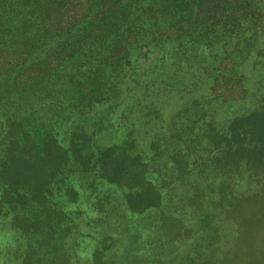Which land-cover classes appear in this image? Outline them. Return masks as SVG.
Returning <instances> with one entry per match:
<instances>
[{"label":"trees","instance_id":"1","mask_svg":"<svg viewBox=\"0 0 264 264\" xmlns=\"http://www.w3.org/2000/svg\"><path fill=\"white\" fill-rule=\"evenodd\" d=\"M260 41L264 0H0V236L18 240L12 260L115 263L97 244L84 255L83 211L62 210L79 181L94 199L86 210L103 215L85 225L110 223L121 204L107 197L120 190L128 226L158 210L161 239L184 240L192 230L163 211L161 166L149 178V144L171 153L169 178L209 180L185 200L196 224H210L212 207L238 231L222 256L206 235L166 264H264V96L248 107L237 69ZM225 106L235 111L219 129ZM171 139L187 149L168 152ZM243 170L253 194L231 187Z\"/></svg>","mask_w":264,"mask_h":264},{"label":"rangeland","instance_id":"2","mask_svg":"<svg viewBox=\"0 0 264 264\" xmlns=\"http://www.w3.org/2000/svg\"><path fill=\"white\" fill-rule=\"evenodd\" d=\"M256 46L257 47H254L252 54L238 62L237 68L240 72V77L243 79L242 82L245 91L243 94L248 95L251 89L254 92L255 97L246 100L248 107H250L252 103H258L257 100L260 101L264 96V53L262 55L254 54L259 49L264 51V41H260ZM171 109L172 108L167 107V110ZM234 111V109L228 106H225V109L220 110L217 117H215L216 126L219 129L224 127L223 124L226 122L228 113L233 115ZM207 118H209V116H207ZM195 130H197V128ZM175 141L176 139H174V141L171 139V143H168V146L170 147L167 150L168 152L171 151L174 145H176L177 150H180L181 148L187 149V145H183V142ZM195 144L196 143L192 145ZM164 145L166 147L167 143ZM201 145L205 146L206 143L202 142ZM140 146L144 148L146 156L149 157L148 162L150 164L151 173L149 178L152 180H159L160 176L157 173L153 174L154 167L159 165L161 166V173L164 175L163 178L167 179L163 188V211L167 212V214H175V217L182 221V232H186V230L189 229L192 231H189L184 240H182L183 236L181 235L178 241H175L170 245V242L161 239L156 227L153 225V222H155L157 216L161 213V211L158 210L132 215L131 219L128 220V223L132 221V225L128 226L125 223L127 219L126 204L120 200V190L114 198L106 197L108 207H116L121 204V211L119 210V212L110 219V223L100 222L99 224H96V222H93L91 225L87 226L85 224L88 219L94 218V220H96L98 217H103V215L100 213L96 215L95 212L89 213L86 210L87 204H91L92 200L94 202V199L89 197V192L86 189V186L82 181H79L76 184L78 188H81L82 196L75 203L68 201L67 203L65 202L62 210L68 211L69 214L75 210L83 211L81 212L82 224L76 226V230L81 234L88 236L92 235L96 238L94 240L91 239L90 237L92 236H90L84 239L85 242L82 245V253L85 248H87L84 254L87 255L90 248L91 250H94L97 244V247L101 250L105 247L107 248L104 256L105 260H112L115 262L114 264H166L169 262V259L183 257L187 251L195 249L196 244L207 235V237L213 242H217V252L222 256L237 240V227H235L230 220L222 219L218 212L219 210H213L212 207L209 208L210 212H214L211 213L212 219L210 224L203 226L196 224L194 219L195 214L191 211V209H195L192 206L187 205L188 200L185 202L186 198L190 196L196 188L200 187L205 191L204 188L210 183L209 180L202 176H197V170L195 171L197 175L196 173H192L185 179H171L169 177L172 175L176 176L175 171H177L176 167L174 166L173 168V165L170 162L171 153L166 154V156L160 157L162 159H159V156L156 155L155 151L151 149L149 144H140ZM198 148H201V146L198 145ZM190 158L191 160L194 159L193 153ZM209 173H211V170H209ZM248 175L249 173L243 170V179L239 176L230 178L231 187H233L240 195L253 194L254 191L252 189L256 190L258 188L256 183L251 185L252 188L250 187L249 181L246 180ZM245 180L248 182H242ZM123 191L124 190L122 189V192ZM209 196L215 198V192L209 190ZM114 204H116V206H114ZM71 217L74 218V215H71L70 219ZM75 225H77V223H75ZM216 229L220 233V238L215 234ZM104 240L107 241L105 245L101 243V241ZM17 242L18 240L15 238L12 239L10 235L7 236L6 240L3 236H0V264H21L18 260H16V263L12 260L15 259L12 257V253L18 249ZM88 257L89 256H86L85 258V256H83L82 259L79 258V260L76 261V264H89L88 260H90V258Z\"/></svg>","mask_w":264,"mask_h":264}]
</instances>
